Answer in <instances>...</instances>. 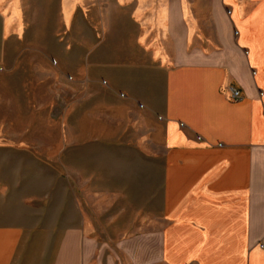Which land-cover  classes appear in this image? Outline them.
Masks as SVG:
<instances>
[{"label": "crops", "instance_id": "obj_1", "mask_svg": "<svg viewBox=\"0 0 264 264\" xmlns=\"http://www.w3.org/2000/svg\"><path fill=\"white\" fill-rule=\"evenodd\" d=\"M119 1L95 26L113 36L103 63L120 70L108 83L123 92L111 96L126 145L135 132L132 145L159 147L161 228L118 238L101 261L74 228L34 261L19 256L26 228L0 220V264H264V0ZM100 59L90 55L94 83Z\"/></svg>", "mask_w": 264, "mask_h": 264}, {"label": "rangeland", "instance_id": "obj_2", "mask_svg": "<svg viewBox=\"0 0 264 264\" xmlns=\"http://www.w3.org/2000/svg\"><path fill=\"white\" fill-rule=\"evenodd\" d=\"M121 6L0 0V220L26 228L19 256L51 259L62 234L76 228L97 241L101 261L118 251V238L161 228L163 166L152 158L159 147L132 145L135 132L126 145L111 96L123 92L108 83L120 81V70L103 63L113 36L95 26L102 13ZM10 8L6 18L15 14V24L4 31ZM90 55L101 56L91 72L98 83L89 79ZM162 79L161 72L160 85Z\"/></svg>", "mask_w": 264, "mask_h": 264}, {"label": "built area", "instance_id": "obj_3", "mask_svg": "<svg viewBox=\"0 0 264 264\" xmlns=\"http://www.w3.org/2000/svg\"><path fill=\"white\" fill-rule=\"evenodd\" d=\"M231 96H232L233 99L238 100V99H240L242 97V94H241V92L238 89L232 88Z\"/></svg>", "mask_w": 264, "mask_h": 264}]
</instances>
